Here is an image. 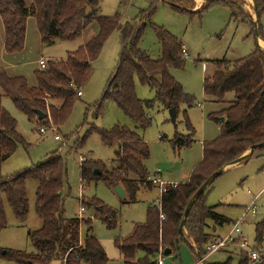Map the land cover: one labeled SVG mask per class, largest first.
<instances>
[{
	"label": "trees",
	"instance_id": "1",
	"mask_svg": "<svg viewBox=\"0 0 264 264\" xmlns=\"http://www.w3.org/2000/svg\"><path fill=\"white\" fill-rule=\"evenodd\" d=\"M183 1V3H182ZM179 11L202 15L213 4L229 7L231 16L249 22L255 31V22L246 13L240 0H214L205 2L196 12L192 11L193 0H166ZM259 37L260 18L264 12V0H254ZM150 11H142L133 21L122 23V15H102L101 0H0V18L5 26V50L21 52L26 42V27L30 17L36 19L38 31L44 45L56 41L80 40L84 30L96 23L99 31L85 46L68 53L65 60L51 61L45 70L36 72L37 85L30 87L24 77H10L0 70V86L3 94L12 99L17 109L30 120L39 119L37 112L46 114L40 120L42 126L51 118L53 124L63 125L71 116L78 97L77 92L85 86L93 72V63L99 58L110 36L121 34V54L118 67L109 80L99 101L96 115L105 109V103L114 102L140 129L146 130L151 119L147 110L155 105L154 100H141L137 95V81L156 93V101L166 109L181 105L191 108L195 98L185 93L182 85L172 76L171 68L182 69L183 44L169 31L150 25L162 48L160 59H151L140 49ZM263 41V40H262ZM261 41V42H262ZM263 43V42H262ZM215 70L204 81V93L208 101L222 103L225 108L208 115L209 120L220 125V135L203 145V159L195 167L186 183L175 188L168 187L161 197V210L151 205L145 223H138L126 237L116 238L115 247L120 251L124 264H158L160 251L170 250L174 254L181 241L194 243L195 253L201 257L207 253L209 242L216 226L222 227L229 219L208 206L206 192L193 203L185 219L184 234L180 225L185 212L198 189L216 172L246 154L251 147L264 143V50L258 45L248 56L230 61H212ZM0 95V161L12 157L19 146L25 144L17 131V121L2 107ZM224 122H221V118ZM190 131L193 127L187 123ZM97 133L106 146L117 147V166L108 171L105 180L113 186L122 185L130 201L135 200L141 186L152 187L149 171L144 164L150 158V149L142 136L124 126L111 129L93 128L88 135ZM87 136L81 140L83 146ZM189 137L176 136L174 148L190 147ZM264 151V148L258 149ZM81 179H101L106 169L104 163L86 159L81 162ZM98 171L100 174H96ZM135 176V179L129 176ZM221 177V176H220ZM66 168L59 152L52 153L37 166L14 175L0 178V233L7 226L3 200L6 198L18 220L28 217L27 184L37 182L36 212L42 220L39 230L29 232L34 253L6 251L0 259L22 264H107V253L93 232V221L89 218H66L63 191L66 186ZM219 178V177H218ZM217 178V179H218ZM62 193L59 195V193ZM86 208H94L108 229L117 225L116 212L99 199L83 200ZM164 216V219L161 218ZM85 227V231L82 229ZM264 224L256 227V241L263 238ZM239 264H249L245 252ZM205 264H233V257L226 261ZM264 264V256L261 257Z\"/></svg>",
	"mask_w": 264,
	"mask_h": 264
},
{
	"label": "rangeland",
	"instance_id": "2",
	"mask_svg": "<svg viewBox=\"0 0 264 264\" xmlns=\"http://www.w3.org/2000/svg\"><path fill=\"white\" fill-rule=\"evenodd\" d=\"M240 1L246 13L254 22L257 21L253 3ZM28 2L30 3L31 0ZM193 2L194 9L198 4H202L199 9L205 4L198 0ZM101 7L103 16L113 17L121 14L129 21L138 18L142 11L147 13L156 7L146 20L147 26L139 47L151 59L157 60L162 57L160 41L150 25L162 27L178 38L186 47L189 57L186 59L182 54L186 61L185 67L171 68L170 72L182 85L185 93L195 98L193 107L181 105L174 124L171 121L170 110L156 101L155 91L137 81L138 97L141 100L155 101V105L147 110L151 124L146 130L140 129L114 102L105 103L104 111L96 115L97 104L114 75L120 59L121 35L116 31L110 36L101 55L95 61L92 75L82 87V96L77 97L71 116L61 126L51 123L50 120V123L46 122L42 126L40 119L30 120L17 109L11 98L3 94L0 87L1 105L17 121V131L25 141L12 157L0 161V178L33 168L52 153L59 152L64 160L67 174L63 191L66 218L91 219L93 232L107 253L109 259L107 264H124L114 240L128 236L136 224L146 222L147 210L159 200L160 193L157 188L151 190L147 186L140 185L135 200L122 198L116 192L117 186L105 180L107 172L117 166L118 159L115 153L117 147L106 146L97 133L88 135L89 131L93 128L111 129L115 125H120L138 132L147 141L150 149V158L144 163L149 174L160 169L165 178L170 179L168 175L173 174V181H170L183 182L195 169V165L201 161L203 141L220 135L219 125L208 118V115L216 110V105L207 101L204 93L205 78L215 69L212 61L224 59L235 61L252 53L257 43L259 45V39L264 41V12L260 18L262 36L258 39L256 29L254 31L249 22L232 18L229 7L222 3L213 4L201 16L179 11L161 0H102ZM2 22L0 18L1 27ZM91 26L83 33L82 40L56 41L51 45H44L36 21L30 18L25 50L12 54L0 51V69H5L12 76H24L29 86L34 87L37 85L38 60L42 57L50 60L65 59L67 53L78 49L82 41L88 43L91 40L94 31ZM50 62L48 61L46 68ZM40 69L45 70L41 67ZM199 103L202 107H199ZM187 123L191 124L193 131H190ZM52 126L58 132L50 129ZM43 127L46 128L45 133L40 132ZM56 134L61 137V141L55 139ZM178 135L189 137L192 146L174 148L173 142ZM86 136L87 140L82 146L81 140ZM81 158L104 163L106 169L103 171V177L83 181ZM37 186L35 181L27 184L28 217L23 222L17 219L8 200L4 198L7 226L0 233V256L6 251L35 252L29 232L37 231L42 226V220L36 212ZM205 196L207 205L216 207V212L230 221L222 227L216 226L215 235L226 238L234 224L241 220L240 233L234 234L235 239L239 240L240 234H243L247 237L250 248L258 251L261 257L264 256V232L262 240L256 241V227L258 224H264V151L257 150L247 161L228 169L213 182ZM93 198L99 199L116 212L115 229H108L94 208L84 206L83 200ZM82 207L85 209L84 212ZM247 208H251L248 213ZM210 226L213 230V225ZM82 231H85V227ZM224 251H234L231 254L233 264H239L243 252L239 247H228ZM224 251L210 256L208 261H224L230 256ZM0 264L22 263L0 259ZM51 264L64 263L54 261Z\"/></svg>",
	"mask_w": 264,
	"mask_h": 264
},
{
	"label": "crops",
	"instance_id": "3",
	"mask_svg": "<svg viewBox=\"0 0 264 264\" xmlns=\"http://www.w3.org/2000/svg\"><path fill=\"white\" fill-rule=\"evenodd\" d=\"M161 1H164V0H161ZM101 2H102V0H101ZM165 2H166V0H165ZM201 3H204V1H201ZM202 4H198V5H196V7H195V9L193 10L194 12L197 10V9H199V7L201 6ZM30 18H33V17H30ZM30 18L28 19V21H27V27H26V41H27V32H28V22H29V20H30ZM35 21H36V19L35 18H33ZM2 20V19H1ZM129 20L128 19H124L123 18V16H122V23H125V22H128ZM131 21H133V20H131ZM36 25H37V23H36ZM92 28H94V31L92 32V36L94 37V36H96L97 35V33H98V31H99V27H98V25L96 24V23H94L92 26H91ZM38 28V27H37ZM86 30H84V32H85ZM83 32V33H84ZM116 32V31H115ZM119 32V31H118ZM38 33H39V31H38ZM83 35V34H82ZM121 35V34H120ZM39 36H40V33H39ZM83 37V36H82ZM92 37V38H93ZM40 38H41V36H40ZM91 38V39H92ZM41 40H42V38H41ZM80 40H82V38L80 39ZM261 40L262 39H259V46L264 50V47L262 46V45H264V43H262L261 42ZM108 41V40H107ZM264 42V41H263ZM87 44V42H84V41H82V43L80 44V46L79 47H82V46H85ZM106 44V43H105ZM105 46V45H104ZM184 46V45H183ZM25 47H26V42H25ZM25 47H24V49L22 50V51H24L25 50ZM78 47V48H79ZM185 47V46H184ZM104 48V47H103ZM186 48V47H185ZM77 50V49H76ZM0 51L1 52H3V53H8L6 50H5V28H4V25H3V22H2V27L0 26ZM21 51V52H22ZM73 52V51H72ZM18 53H20V52H18ZM68 53H70V52H68ZM68 53H67V55H68ZM8 54H12V53H8ZM101 55V54H100ZM67 58V57H66ZM65 58V59H66ZM41 59H44L43 57L42 58H40V60ZM65 59H62V60H65ZM40 60H38V62H37V64L39 65V61ZM47 63H48V61H60V60H50V59H44ZM95 63V62H94ZM94 63H93V66H94ZM203 67L204 68H206V69H208L206 66H204L203 65ZM0 70H4L10 77H17V76H12L11 74H9L5 69H0ZM38 71L39 70H41L40 69V65H39V68L37 69ZM215 70V69H214ZM213 74V73H212ZM211 74V75H212ZM19 77H24V76H19ZM25 78V77H24ZM37 82V81H36ZM1 87V86H0ZM136 89H137V87H136ZM1 91L3 92V90H2V88H1ZM82 96V95H81ZM207 101H208V99H207ZM209 102H212V101H209ZM214 104L216 105V110H214V111H212L210 114H212V113H217V112H220V111H222L224 108H225V105L224 104H222V103H217V102H214ZM199 105V107H202V104H198ZM209 114V115H210ZM219 127V129H220V125L218 126ZM162 138V137H161ZM217 137H215V138H213V139H210V140H206V141H203V143H202V158H201V161H202V159H203V145H204V143L205 142H210V141H213V140H215ZM144 141L147 143V141L144 139ZM191 146H192V144H191ZM257 151V150H256ZM256 151L252 154V156L251 157H253L254 156V154L256 153ZM249 152V151H248ZM250 157V158H251ZM249 158V159H250ZM201 161L198 163V165L201 163ZM242 164V163H241ZM198 165H195V167H197ZM238 165H240V164H238ZM238 165H233V166H230V167H228L226 170H225V172L228 170V169H231V168H233V167H235V166H238ZM194 167V168H195ZM193 168V169H194ZM160 170V169H159ZM159 170H156L153 174H151L149 177H152L154 174H156V172L157 171H159ZM161 171V170H160ZM162 172V171H161ZM224 172V173H225ZM192 173V172H191ZM191 173H189V175L187 176V178H185L184 179V181L183 182H176L177 184H181V183H186V182H188L189 181V179H190V175H191ZM223 173V174H224ZM161 176L165 179V180H168V181H170V180H172L173 181V174H169L168 175V177L170 178V179H168V178H165L164 177V175H163V173L161 174ZM130 178H132V179H135V176H132V175H130L129 176ZM171 181V182H172ZM118 186H121L122 188H123V190H124V192H125V195H126V197L124 198V199H129L130 200V196H128L127 195V192H126V190H125V188L120 184V185H118ZM148 188H150L151 190L152 189H155V188H157V186L156 185H154V184H152V187H148ZM158 189V188H157ZM139 191H140V189H139ZM156 202L157 201H155L152 205H156ZM212 207H214V206H212ZM250 211V208H247V213ZM255 213H256V211H255ZM210 232H213V234H214V237H213V239H216V238H219L218 236H216L215 235V233H214V231L213 230H211V228H210ZM212 239V240H213ZM195 249V245H194V243H192L191 241H189V240H185L184 242L183 241H181V243L178 245V249H177V251L174 253V254H171L170 256H167V257H165L164 256V263L163 264H198L199 263V261L202 259V258H207V259H205V261L202 263V264H205V262L206 261H208L209 260V257L210 256H208L207 257V255H205V256H203V257H199V255L197 254V253H195L193 250ZM224 251V250H223ZM222 252V251H221ZM224 252H226L228 255H230L231 256V254L232 253H234V251H224ZM219 253V252H218ZM216 254V253H215ZM214 255V254H213ZM212 256V255H211ZM228 258H229V256H228ZM228 258H226L224 261H226Z\"/></svg>",
	"mask_w": 264,
	"mask_h": 264
},
{
	"label": "built area",
	"instance_id": "4",
	"mask_svg": "<svg viewBox=\"0 0 264 264\" xmlns=\"http://www.w3.org/2000/svg\"><path fill=\"white\" fill-rule=\"evenodd\" d=\"M182 54L183 56L187 59L189 57L188 55V51L187 49L183 46L182 48ZM39 65L42 69H45L47 66V62L44 59H41L39 61ZM78 97H80L82 95V91L79 90L77 92ZM49 120L52 122L51 118H49ZM50 129H52L55 132H58V130L52 126L50 127ZM41 133H45L46 132V128L43 127L40 129ZM55 139L58 141H61V137L56 134ZM86 159L81 158V162L85 161ZM162 172L159 170L156 172V174H154L152 177H150V181L152 182V184L156 185L159 193H160V198L159 200H157L156 205H158L160 207L161 210V197L162 195L166 192L168 187H173L175 188L178 184L165 180L162 176H161ZM251 209V208H250ZM84 207H82V211L84 212ZM255 213V210H253ZM83 217H80V219H82ZM161 218L164 219V216L161 215ZM242 221H238L234 224V227L231 231V233L226 237V238H216L213 239L209 242L208 247H207V257L211 256L215 253L221 252L223 250H225L228 247H239L243 252H245L250 260V264L252 262H258L259 264H261V256L259 254L258 251L254 250L253 248H250L249 244H248V239L247 237H245L243 234H240V238L239 240L235 239L234 234L235 233H240V228L239 225ZM163 251H160L159 257H158V264H163L164 263V255H163ZM205 259L207 258H202L198 264H202Z\"/></svg>",
	"mask_w": 264,
	"mask_h": 264
},
{
	"label": "water",
	"instance_id": "5",
	"mask_svg": "<svg viewBox=\"0 0 264 264\" xmlns=\"http://www.w3.org/2000/svg\"><path fill=\"white\" fill-rule=\"evenodd\" d=\"M204 2H209V1H214V0H202ZM253 7H254V11L256 13V3L254 2L253 0ZM257 16V15H256ZM255 29H256V34H257V37L258 39L260 38L259 37V32H258V24H257V21H255ZM37 115L39 116V119L40 120H43L44 118H46V114H43L42 112L38 111L37 112ZM170 116H171V121L175 124L176 123V120H177V112H176V109L173 108L170 110ZM221 122H224V118L222 117L221 118ZM261 148H264V143L262 144H259V145H255L253 147L250 148L249 152H247L246 154H244L241 158L237 159L236 161L232 162L231 164L225 166L224 168H222L220 171L216 172L215 174H213L199 189L198 191L196 192V194L194 195V197L192 198L191 202L189 203L188 207H187V210L185 212V216H184V219L180 225V232L181 234H184V225H185V219L186 217L188 216L189 212H190V209L193 205V203L196 201V199L202 194L204 193L208 187H210L213 182L220 176L223 175V173L225 172V170L230 167V166H233V165H238V164H241L245 161H247L251 156L252 154L258 150V149H261ZM96 174H100L98 171L95 172ZM116 192L122 197V198H125L126 195H125V192L123 190V188L121 186H117L116 188ZM62 193L60 192L59 195H61ZM207 253V252H206ZM163 255L165 257L167 256H170L171 255V251L170 250H166ZM199 257L201 258V256L199 255Z\"/></svg>",
	"mask_w": 264,
	"mask_h": 264
},
{
	"label": "bare ground",
	"instance_id": "6",
	"mask_svg": "<svg viewBox=\"0 0 264 264\" xmlns=\"http://www.w3.org/2000/svg\"><path fill=\"white\" fill-rule=\"evenodd\" d=\"M199 2H201V0H198ZM246 1H248V2H250V3H253V0H246ZM262 41V40H261ZM263 42V41H262ZM264 43V42H263ZM263 47H264V45H262Z\"/></svg>",
	"mask_w": 264,
	"mask_h": 264
}]
</instances>
